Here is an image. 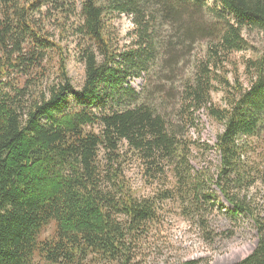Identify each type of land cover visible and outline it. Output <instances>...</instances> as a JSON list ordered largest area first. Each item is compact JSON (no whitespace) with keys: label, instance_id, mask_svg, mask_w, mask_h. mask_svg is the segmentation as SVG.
<instances>
[{"label":"trees","instance_id":"trees-1","mask_svg":"<svg viewBox=\"0 0 264 264\" xmlns=\"http://www.w3.org/2000/svg\"><path fill=\"white\" fill-rule=\"evenodd\" d=\"M208 1L0 0V264H140L162 200L206 230L219 193L258 232L235 264H264V214L247 193L261 173L264 46L243 60L248 86L232 55L252 47L251 34L264 38V0ZM122 14L135 24L125 50L113 25ZM69 36L81 88L69 76ZM201 111L224 128L203 145L220 156L215 171L193 164ZM134 163L163 189L137 195Z\"/></svg>","mask_w":264,"mask_h":264},{"label":"rangeland","instance_id":"rangeland-1","mask_svg":"<svg viewBox=\"0 0 264 264\" xmlns=\"http://www.w3.org/2000/svg\"><path fill=\"white\" fill-rule=\"evenodd\" d=\"M208 2L210 5L216 4V0ZM113 20L120 50L130 48L135 28L132 16L122 14ZM246 36L248 35L246 34ZM249 39L252 47L232 54L233 59L239 65L238 74L241 75V80L246 86H248V81L244 73L243 60L249 56H256L264 46V38L260 34H251ZM62 45L65 47V54L68 57L71 81L75 87L81 88L86 77L84 64L80 61L79 51L76 48L77 39L69 36L62 42ZM201 50L202 46L199 44L193 54H201ZM54 61L51 60L47 63L49 65H47L46 75H51V79L57 76L58 67ZM229 68L232 69V65H229ZM229 74L233 78L235 73ZM130 82L136 89L141 90L144 78H131ZM222 93V91H217L212 94L217 104L224 103ZM198 115L201 121L197 127L192 128L190 135H193L202 146L201 148L195 147L193 164L197 168L211 166L212 171H215L220 164V156L215 150H207L203 145L205 143L215 145L218 133L222 132L224 128L203 111ZM263 148L258 146L254 155L261 165L260 177L247 193L254 199L258 210L264 214V158H261L263 157ZM127 174L132 189L139 196H152L157 192V187L160 188V191L163 189L162 184L160 186L149 184L142 176L137 163L130 165ZM215 189L217 190V188ZM219 195L220 198L212 213L207 214L209 219L206 230L197 219L184 216L177 201H172L171 198L162 200L159 203V213H157L159 218L151 224L146 237L139 241L136 261L140 264H183L190 261L195 264H235L251 254L257 247L259 239L253 220L246 214L235 215L230 212L233 206L222 194L219 193ZM49 231V229L45 231V235H48Z\"/></svg>","mask_w":264,"mask_h":264}]
</instances>
